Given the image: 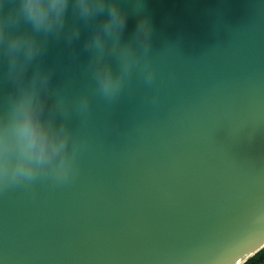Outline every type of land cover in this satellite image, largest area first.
Here are the masks:
<instances>
[{"label":"water","instance_id":"obj_1","mask_svg":"<svg viewBox=\"0 0 264 264\" xmlns=\"http://www.w3.org/2000/svg\"><path fill=\"white\" fill-rule=\"evenodd\" d=\"M116 2L123 42L142 17L151 23L154 79L136 68L109 101L85 47L92 25L80 21L71 43L47 39L36 62L50 73L47 110L63 98L56 122L81 142L77 171L0 190V264H238L258 254L264 0ZM13 89L0 61V112Z\"/></svg>","mask_w":264,"mask_h":264},{"label":"clouds","instance_id":"obj_2","mask_svg":"<svg viewBox=\"0 0 264 264\" xmlns=\"http://www.w3.org/2000/svg\"><path fill=\"white\" fill-rule=\"evenodd\" d=\"M70 4L73 23L69 25ZM80 21L92 25L85 47L91 53L96 88L103 98L111 101L118 97L136 68L148 84L154 79L147 59L151 23L142 17L131 39L123 42L127 15L116 0H0V61L6 62L14 85L7 108L0 112V190L49 176L65 182L77 171L81 142L66 120L56 122V112L67 113L63 98L56 97L52 110H47L50 73L36 61L49 37L63 34L69 43L79 39ZM22 24L30 30L22 29ZM109 57L115 60V69ZM78 105L81 111L88 110L87 95ZM257 260L253 254L238 264H256ZM258 264H264V253Z\"/></svg>","mask_w":264,"mask_h":264},{"label":"trees","instance_id":"obj_3","mask_svg":"<svg viewBox=\"0 0 264 264\" xmlns=\"http://www.w3.org/2000/svg\"><path fill=\"white\" fill-rule=\"evenodd\" d=\"M262 253H264V249L262 251H260L258 254H256V256L258 257V260L260 258V254H262ZM258 260H257L256 264H258Z\"/></svg>","mask_w":264,"mask_h":264}]
</instances>
